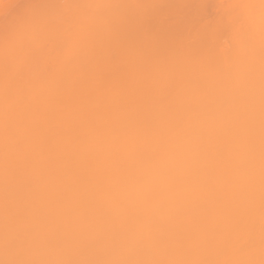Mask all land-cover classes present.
I'll return each mask as SVG.
<instances>
[{"label": "bare ground", "instance_id": "bare-ground-1", "mask_svg": "<svg viewBox=\"0 0 264 264\" xmlns=\"http://www.w3.org/2000/svg\"><path fill=\"white\" fill-rule=\"evenodd\" d=\"M259 2L0 0V62L24 6L52 18L9 180L0 133V245L7 210L36 264H264Z\"/></svg>", "mask_w": 264, "mask_h": 264}, {"label": "snow or ice", "instance_id": "snow-or-ice-1", "mask_svg": "<svg viewBox=\"0 0 264 264\" xmlns=\"http://www.w3.org/2000/svg\"><path fill=\"white\" fill-rule=\"evenodd\" d=\"M7 12L17 7L16 5H0ZM259 8L264 17V0H260ZM52 30V18L49 12L45 11L39 16L31 13V6H24L22 13L16 18L14 31L6 32V36L12 39L8 45L4 60L0 62V133L3 136L4 168L3 173L6 180L12 175L11 155L19 148L18 122L20 112L28 107L29 101L21 96L16 85L23 79L26 73L35 78H40L46 64V58L52 48L48 41L35 39L36 34L49 33ZM23 36L26 43L17 45L13 39ZM262 98H264V83H262ZM262 124H264V111H262ZM10 217L6 210V230L2 245L4 259L0 264H36L33 261H25L13 258L15 255V242L10 234Z\"/></svg>", "mask_w": 264, "mask_h": 264}, {"label": "rangeland", "instance_id": "rangeland-1", "mask_svg": "<svg viewBox=\"0 0 264 264\" xmlns=\"http://www.w3.org/2000/svg\"><path fill=\"white\" fill-rule=\"evenodd\" d=\"M9 17H11L9 13L3 16L5 19H8Z\"/></svg>", "mask_w": 264, "mask_h": 264}]
</instances>
